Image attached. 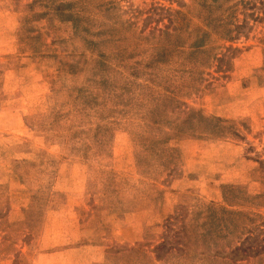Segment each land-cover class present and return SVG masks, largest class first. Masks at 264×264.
<instances>
[{"label":"rangeland","instance_id":"374dc122","mask_svg":"<svg viewBox=\"0 0 264 264\" xmlns=\"http://www.w3.org/2000/svg\"><path fill=\"white\" fill-rule=\"evenodd\" d=\"M0 264H264V0H0Z\"/></svg>","mask_w":264,"mask_h":264},{"label":"trees","instance_id":"16d2710c","mask_svg":"<svg viewBox=\"0 0 264 264\" xmlns=\"http://www.w3.org/2000/svg\"><path fill=\"white\" fill-rule=\"evenodd\" d=\"M162 10V9H161ZM252 248H253V246L251 245H249L248 246V248H246V247H236V252H239V251H242V252H247V251H250V250H252Z\"/></svg>","mask_w":264,"mask_h":264}]
</instances>
